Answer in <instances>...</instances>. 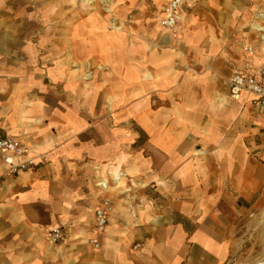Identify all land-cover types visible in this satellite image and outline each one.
<instances>
[{"label": "crops", "instance_id": "1", "mask_svg": "<svg viewBox=\"0 0 264 264\" xmlns=\"http://www.w3.org/2000/svg\"><path fill=\"white\" fill-rule=\"evenodd\" d=\"M37 3L0 0V137L36 157L0 180V264H227L264 205V111L232 100L228 79L248 46L259 69L264 41L251 31L238 64L226 49L238 36L184 13L176 34L160 11L114 31Z\"/></svg>", "mask_w": 264, "mask_h": 264}, {"label": "rangeland", "instance_id": "2", "mask_svg": "<svg viewBox=\"0 0 264 264\" xmlns=\"http://www.w3.org/2000/svg\"><path fill=\"white\" fill-rule=\"evenodd\" d=\"M30 1L32 6L34 5L33 7L38 4L37 0ZM45 1L48 3L49 8L52 7V5L55 6L57 14H59L56 18L62 20L64 25L67 23L74 24V20L83 19L88 14H94L98 19L104 17L107 21H109L111 30L121 31L125 27L130 29V26L134 24L136 19L141 20L144 25H149L150 23L156 24L154 20L155 16L160 11L163 17V7L168 6L172 0L163 3L162 5L156 4L150 0H107L112 3L108 9L110 10L109 13L106 12L100 0H91V4L88 5L82 4L80 0ZM183 1L182 5V0H179V21L175 27L168 29L170 33H178V25H180L181 21L185 22V15L192 17V19L194 21H198L199 24H206L207 26L215 29L221 28L226 30L227 27V32L230 30L232 31L231 36H227L230 38L238 36L240 38H234L239 39V42L232 39L233 42L226 46L228 53H230L234 59L239 58V64L242 55V48L247 38L251 37L253 42V35L251 31H254L259 35L255 29L253 30V28L258 25L259 22L264 21V19L259 17L260 14L264 15V12H259L264 10V0ZM50 2L53 3L51 6H49ZM138 12H140V16H137ZM183 13L185 15H183ZM51 19H54V16ZM230 25H232L233 30L230 28ZM160 27L162 26L160 25ZM47 30L48 32L50 31L48 28ZM234 46H236V48ZM84 77L87 79L90 78V72L86 73ZM262 207H264V205H261L259 209L250 213L249 216L242 221L238 232L235 235L237 246L227 264H258L262 253H264V231H262V227L260 225L262 219H264V217H262L264 208Z\"/></svg>", "mask_w": 264, "mask_h": 264}, {"label": "built area", "instance_id": "3", "mask_svg": "<svg viewBox=\"0 0 264 264\" xmlns=\"http://www.w3.org/2000/svg\"><path fill=\"white\" fill-rule=\"evenodd\" d=\"M179 0H172L171 3L163 7V17L160 25L164 29L175 27L179 21L178 14ZM264 19V15H259ZM256 32L260 35V40L264 41V26L257 25ZM247 57L244 59L242 69L228 79V91L232 100L238 101L243 95L250 98L252 105L264 111V63L256 71L251 70V62L248 56L253 55V48H246ZM36 165V157L30 155L29 150L17 139L12 137H0V180L5 177H13L27 171ZM99 186L104 189L106 183L100 182ZM109 202L103 201L95 210V230L103 233L108 222ZM64 240V233L60 227H54L49 231L48 242L57 245ZM91 244L98 248L97 240H91Z\"/></svg>", "mask_w": 264, "mask_h": 264}, {"label": "bare ground", "instance_id": "4", "mask_svg": "<svg viewBox=\"0 0 264 264\" xmlns=\"http://www.w3.org/2000/svg\"><path fill=\"white\" fill-rule=\"evenodd\" d=\"M76 1H78V0H76ZM81 1V3L82 4H91L90 3V1L91 0H80ZM100 2H101V4L103 5V7L105 8V10H106V12H110V10H108L109 9V7L112 5V3H110L109 1H107V0H100ZM86 6V5H85ZM258 27L259 26H255L254 28H253V30L254 29H256V30H258ZM118 31V30H117ZM73 38V37H72ZM88 77H89V75H88ZM110 175L111 176V180L115 183V184H118L119 183V181L121 180V178L122 177H124V175L122 174V173H118V174H113L112 172H108L107 173V175ZM103 180L104 181H107V178L106 177H103ZM105 183V182H104ZM262 217H264V213H262ZM261 227H262V231H264V219H262V221H261ZM258 264H264V253H262V256H261V259L258 261Z\"/></svg>", "mask_w": 264, "mask_h": 264}]
</instances>
